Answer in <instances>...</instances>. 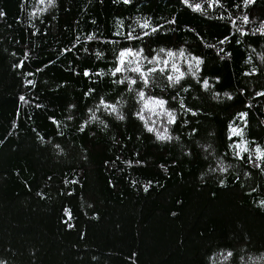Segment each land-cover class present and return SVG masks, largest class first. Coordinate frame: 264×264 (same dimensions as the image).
I'll return each instance as SVG.
<instances>
[{
  "label": "trees",
  "instance_id": "trees-1",
  "mask_svg": "<svg viewBox=\"0 0 264 264\" xmlns=\"http://www.w3.org/2000/svg\"><path fill=\"white\" fill-rule=\"evenodd\" d=\"M0 264H264V0H0Z\"/></svg>",
  "mask_w": 264,
  "mask_h": 264
},
{
  "label": "snow or ice",
  "instance_id": "snow-or-ice-1",
  "mask_svg": "<svg viewBox=\"0 0 264 264\" xmlns=\"http://www.w3.org/2000/svg\"><path fill=\"white\" fill-rule=\"evenodd\" d=\"M125 2H127V0H125ZM185 2H187V0H185ZM252 2V0H245V3L247 4V3H251ZM196 8L198 9L199 8V5H197L196 6ZM245 20H247V18L245 17ZM145 26H147V25H145ZM89 39H91V37H89ZM127 54H129V55H131V53L129 52V53H127ZM121 58H123L125 55H126V53L125 52H122L121 54ZM169 55H171V53H169ZM124 61H123V59H121V63H123ZM138 70V69H137ZM116 71L117 72H119L120 71V68H117L116 69ZM205 87H207V82H205ZM141 97H143V93H141ZM21 99H23V98H21ZM158 104H163L164 102L163 101H158L157 102ZM149 131H151V129H149ZM233 133L234 134H239L235 129H233ZM167 137H165V136H159L158 137V139H166ZM230 255V254H229Z\"/></svg>",
  "mask_w": 264,
  "mask_h": 264
}]
</instances>
